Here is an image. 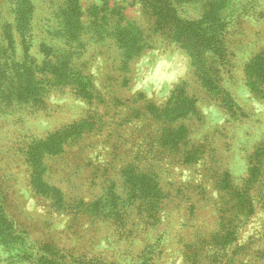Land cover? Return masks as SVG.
Masks as SVG:
<instances>
[{
  "label": "rangeland",
  "instance_id": "374dc122",
  "mask_svg": "<svg viewBox=\"0 0 264 264\" xmlns=\"http://www.w3.org/2000/svg\"><path fill=\"white\" fill-rule=\"evenodd\" d=\"M111 21L144 44L126 66ZM46 24L85 44L67 63L55 54L68 73L62 83L40 49ZM253 69H264V0H0V264H264L263 158L258 178L248 175L256 149L264 150V81ZM80 71L91 100L74 83ZM177 97L197 107L185 121L186 150L202 155L189 164L176 152L154 153L152 115L126 121L131 104L171 106ZM82 122L93 123L82 146L76 140L68 154L47 158L43 140ZM139 141L142 157L131 163L156 171V213L138 199L128 217L96 219L57 211L34 188L41 157L43 178L69 202H88L109 179L120 185L123 153L131 160ZM224 171L235 192L248 191L250 213L222 196ZM226 229L235 239L217 253Z\"/></svg>",
  "mask_w": 264,
  "mask_h": 264
},
{
  "label": "trees",
  "instance_id": "16d2710c",
  "mask_svg": "<svg viewBox=\"0 0 264 264\" xmlns=\"http://www.w3.org/2000/svg\"><path fill=\"white\" fill-rule=\"evenodd\" d=\"M110 11L112 10H109V12ZM24 14L25 16L26 14H28V8H25L24 11L20 13V18L23 17ZM65 14V11L62 12L60 14V17H63ZM106 17L107 14L105 16H101L98 20V25H101L102 27L103 24H101V20ZM59 22H61L60 19ZM115 23L116 22L113 23V21H111V24L108 27L113 29L112 32L119 33L117 36L115 35L114 39L116 38L115 43L117 45L119 53L121 54V66H124L128 60H130L136 53L142 50L144 44L140 43L139 45H137L136 39L129 38V33L126 30L124 31L122 28H119V25H116ZM79 24L82 26L81 21H79ZM49 25L50 24H46V27H44V37L40 39V49H44L43 53L46 57H51L49 60L50 63L48 65L51 74L54 75L60 83H62L68 73L65 74V67H62L60 69V67L56 64V61L54 59L55 54L61 53V55H66L64 58L67 59L65 61V63H67V61H71L70 56L74 52L73 50L77 51V48H82V51H79L80 54L78 53V55H82L84 53L85 48L83 50V46H85V44L83 45L82 43H80V34L77 37V33L73 34L72 36H68L65 33H62L61 30H57V33L52 34V32H49L47 29ZM109 35L112 36L111 33ZM67 39L72 40V42L68 41ZM102 40H104V37L102 38ZM68 46L72 48V51L66 48ZM46 50L48 52H45ZM78 74L79 75H74V77L77 79V81H74V83H77L78 86H80L81 90H85L86 97L88 98V100H91L93 98L92 89L87 90L86 88V85L91 84V82L88 79V76L82 75V71L78 72ZM250 74L254 75L259 81H264V69H253V71H250ZM28 83L31 84L30 79H28ZM17 85L19 86L18 92L23 95L24 90L21 87V82L19 81ZM192 99L193 101L191 100L187 103L186 101L181 102L180 97H177L176 102L171 106L167 104H164L163 106H156V104H154L153 102H148L146 105H144V108H142L141 106L138 107L131 104L128 107L126 106L127 110L130 112L126 121L135 123L134 121L139 120V117H145L146 113L152 115L153 118H150L154 121L156 127L154 126V128L152 129L151 139H149V141L151 144V148L155 151L154 153L161 155L165 153L174 154L176 152V158H178V156H181L182 163H193L197 161L202 155V149H199V147H195L186 150V146L188 143L186 141V138L189 129L185 121L190 118L189 116H191V113H197V107L194 106L195 99ZM142 122L143 121H141L140 126L136 129L137 131L143 129L144 125L141 127ZM92 129L93 123L82 122L81 124H71L65 126L62 130L56 133H52L50 136L48 135V137L43 140L45 153H47L46 157L49 158L56 155L59 156L63 152L64 154H68L70 152V149L69 151H67L68 148H71L76 140H80L79 146L81 147L82 141H84L85 138L88 137V135H86V137L83 138V135L87 134L86 132L91 131ZM139 136L140 135H138V137ZM36 142V146H38L40 143L38 142V140ZM140 143L141 141H139L138 143L136 142V145L134 146L135 150H133L134 155L131 157V160H129L128 153H123V163L120 171V185L112 181V179H109V183L108 185H106L105 191L88 202H84L81 199L77 200L76 202H69L65 198L62 190L59 187L50 184L45 178H43L42 176L46 170V164L43 163L42 160L44 159H42L41 157L37 158L35 161V181H38L40 183L36 184L34 188L40 195L45 196L46 194V197L50 200V206L54 207L55 210L66 211L72 209L74 212L81 211L84 214L88 213L94 215V218L96 219L105 214L109 215V218H113L111 214H125L126 217H128L129 211L135 207L134 204L136 203V201H138V199L147 201V207L144 206V208L141 209L142 211L148 212L149 206L153 205L152 211L156 213L162 198V195H159V193L162 194V190L158 185L159 179L157 173L154 170H145L143 167H139V165L131 163L140 162L139 159L142 157L140 151L138 150L141 147V145L140 147H138ZM131 148L132 147L127 148V151H129ZM261 148H263V146H259L256 149L255 155L252 159V165L249 169L248 175L250 179H252V181H255L258 178L260 168L261 166H263L262 164H260L262 161L261 159H264V150H262ZM149 152L151 153L152 150L150 149ZM119 155L120 154H118L117 156ZM135 155L138 157V159ZM261 155L263 157H261ZM221 176L223 177L222 179H220V181H218V186L223 191L222 196H224L226 193V195H228L230 199L234 201V206H237L239 211L242 212L244 210H247V214L250 213L252 211L250 207L249 209L246 208V203H250L247 201L248 195L246 197V194H244L248 191H246L245 189L242 193L238 191L235 192L234 189H232L231 182L227 180V173L224 171ZM73 203L75 205H71ZM126 217H123V219H125V222ZM125 222H122L121 224L125 225ZM3 225L4 223H0V231L1 229H3ZM233 232V230L227 231L226 229L220 236V241H215V244L217 245V253H219V251L225 247V244L235 239ZM11 235L13 234L10 233L6 236ZM202 244L205 248L206 245L211 247L210 245H212L213 243L208 239H205L204 241H202ZM201 258H205V256L201 255Z\"/></svg>",
  "mask_w": 264,
  "mask_h": 264
}]
</instances>
